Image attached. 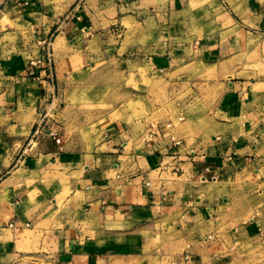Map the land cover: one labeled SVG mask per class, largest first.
<instances>
[{
  "label": "crops",
  "instance_id": "1",
  "mask_svg": "<svg viewBox=\"0 0 264 264\" xmlns=\"http://www.w3.org/2000/svg\"><path fill=\"white\" fill-rule=\"evenodd\" d=\"M111 69L133 113L71 101ZM261 144L264 0H0V256L228 264L227 241L263 236L264 214L225 218L216 239L189 230L264 161Z\"/></svg>",
  "mask_w": 264,
  "mask_h": 264
},
{
  "label": "rangeland",
  "instance_id": "2",
  "mask_svg": "<svg viewBox=\"0 0 264 264\" xmlns=\"http://www.w3.org/2000/svg\"><path fill=\"white\" fill-rule=\"evenodd\" d=\"M160 23L164 27L171 25L170 20H160ZM166 25V26H165ZM166 31V28L164 29ZM110 80H103L94 85V88H90L86 85L79 86L78 92L80 95L73 96L71 99L81 104L87 110H93L96 114L103 115L110 111L111 116L121 110L122 112L134 110V97H126V93L130 91L128 81H118L117 74L114 70H109L108 73ZM158 89L162 90L164 86L160 82V78L157 82ZM138 108L144 109L145 104L139 99L136 100ZM212 107V106H211ZM169 112L173 113L174 108H169ZM164 112H154L152 118L145 115V122H153L164 116ZM174 123L176 127L182 123L180 118L182 114H174ZM260 159L264 160V145L259 147ZM255 171L247 172V174L238 173L230 184L221 185L220 193L227 200V203L221 204V209L217 211L216 215H212V218H207L206 223L195 224L191 226V234H200V238L210 237L213 239L220 238V235L226 236L229 227L223 226L224 233L218 234L217 225L222 224L225 218L235 221L234 228L237 225L247 222L249 219L256 216H263L264 214V161H259L257 164L250 167ZM212 186L209 187V189ZM214 192V191H212ZM214 217H219L218 221H214ZM226 225V224H224ZM175 227V225H173ZM197 229L200 230L197 232ZM218 234L219 237H216ZM225 238V237H224ZM227 258H229L228 264H264V235L253 240L239 241L237 245H233L231 241H227ZM0 264H50L47 258L34 255H12V256H0Z\"/></svg>",
  "mask_w": 264,
  "mask_h": 264
},
{
  "label": "built area",
  "instance_id": "3",
  "mask_svg": "<svg viewBox=\"0 0 264 264\" xmlns=\"http://www.w3.org/2000/svg\"><path fill=\"white\" fill-rule=\"evenodd\" d=\"M72 17H73V16H72V13H71V12H68V13L65 15V17H64V20H69V19H71ZM60 25H61V23H60ZM60 25L57 26L56 31L58 30V28L60 27ZM53 38H54V34H53V33H50V34L47 36V38H45L44 40L38 42V45L41 46V47L43 48V50H44L45 58H46V60H47L48 65H50V64L52 63L51 45H52V42H53ZM52 104H53V99L50 101V104H49V105H50V108H51ZM45 114L47 115V113H45ZM46 115H44V116H46ZM43 122H44V119L42 118V119L40 120V125L36 128V130H35V132H34V136H35L36 134H39V133L42 131L41 124H42ZM49 134H50L53 138H55V136H56V132H54V131H50ZM55 141H56V143H58V142H59V139H56V138H55Z\"/></svg>",
  "mask_w": 264,
  "mask_h": 264
}]
</instances>
